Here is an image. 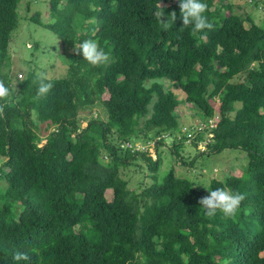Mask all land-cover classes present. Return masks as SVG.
Instances as JSON below:
<instances>
[{
	"label": "trees",
	"instance_id": "1",
	"mask_svg": "<svg viewBox=\"0 0 264 264\" xmlns=\"http://www.w3.org/2000/svg\"><path fill=\"white\" fill-rule=\"evenodd\" d=\"M224 1L202 0L214 28L193 32L180 0H45L55 20L31 21L58 38L66 70L37 100L34 69L14 84L2 71L20 0H0V79L14 93L0 117V264H17V251L29 256L19 264H264V25ZM159 3L162 19L177 16L167 30ZM84 39L98 40L108 62L83 60L74 49ZM183 101L206 127L174 137L170 154L192 164L241 150V169L201 186L174 167L159 179ZM97 103L105 119L93 115ZM138 133L153 152L128 146ZM184 145L197 152L189 161ZM144 165L151 182L129 187L120 169ZM219 187L245 196L234 218H209L198 204Z\"/></svg>",
	"mask_w": 264,
	"mask_h": 264
},
{
	"label": "rangeland",
	"instance_id": "2",
	"mask_svg": "<svg viewBox=\"0 0 264 264\" xmlns=\"http://www.w3.org/2000/svg\"><path fill=\"white\" fill-rule=\"evenodd\" d=\"M225 2L232 4L234 12L241 13L244 16H250L255 23L264 25V2L261 0H225ZM47 8L45 0H20L18 4V22L10 35L6 61L1 66L2 71L9 77L8 79L13 84L19 81V73H23L25 76V73L33 69L36 73L43 72L49 78L59 77L65 73L66 65L57 56V50L61 52L59 46L60 41L48 29L31 21V17L38 13V19L42 20V22H53L55 19L52 18ZM248 25L249 23L246 22L245 26ZM69 51L70 49L65 50L66 53ZM220 69L222 70V68ZM163 85L165 88L171 87L167 81H164ZM106 97L107 94L104 93L102 98ZM237 105L239 104L237 103ZM148 108L150 111V106ZM180 109L183 112L179 115L178 120L181 131L174 133L175 136L169 135L164 140L162 164L158 171L159 179L171 167H174L176 175L186 176L192 179L196 186H201L208 184L212 178L224 180L228 174L236 171V169H241L247 163V158L243 151L226 149L220 153L211 154L210 156L198 155L193 160V165L188 164L189 162L182 164L180 158L170 154L173 138L182 137L181 135L185 129L188 131V129L194 128L191 129L192 133V130H199L206 127V125L199 118L200 112L193 103L186 101L180 102ZM92 111L94 116L105 119L106 114L104 108L99 103L93 106ZM30 118L36 122V115H33V112ZM212 123L210 122L209 126ZM45 125L46 123H40L38 129H34L41 137L47 134L44 130ZM81 126H86V121H83ZM133 136L135 139L132 147L133 150L145 151L148 148L149 152L154 151L153 140L144 143L142 142V134L138 133ZM184 146V149L189 151V153H185L183 157L186 161H189L197 155V152L188 145ZM198 148L200 151L204 150L205 143H202ZM120 175L122 179L127 181L129 187L136 188L137 190L140 189V183L144 187L151 182L146 165L142 168L133 166L129 167L128 170L120 169ZM5 185L6 183L4 181H0V191L4 190ZM105 195L110 199L112 197V190H106Z\"/></svg>",
	"mask_w": 264,
	"mask_h": 264
},
{
	"label": "clouds",
	"instance_id": "3",
	"mask_svg": "<svg viewBox=\"0 0 264 264\" xmlns=\"http://www.w3.org/2000/svg\"><path fill=\"white\" fill-rule=\"evenodd\" d=\"M207 8L208 5L202 2V0H180L179 9L183 26L192 25L193 32H201L205 29L211 31L214 28V24L210 22L205 15ZM155 15L160 25L165 30L169 29L177 19L174 11L167 15L166 20L162 19L164 16V9L161 7L160 3L159 10ZM74 51L82 54L83 60L87 61L92 66L105 64L110 58L109 53L106 52L104 48L101 47L99 41L95 39L82 40ZM18 79L23 80L24 74L19 73ZM33 83L35 84V96L37 100L46 97L54 87L53 81L43 72L37 74ZM13 95L12 88H10L3 79H0V102L8 101V104L0 103V117L4 116L5 108L10 106V98L13 97ZM35 114L36 110L33 109V115ZM133 144L130 143L131 148L133 147ZM146 150H148V148H146ZM244 199L245 196L243 193L219 187L213 190H208V195L201 197L198 200V204L203 208L205 216L209 218L214 217L217 212L221 213L225 218H234ZM12 259L19 264L21 261H27L29 256L27 253L17 251L13 254ZM224 264H230V261L225 260Z\"/></svg>",
	"mask_w": 264,
	"mask_h": 264
},
{
	"label": "built area",
	"instance_id": "4",
	"mask_svg": "<svg viewBox=\"0 0 264 264\" xmlns=\"http://www.w3.org/2000/svg\"><path fill=\"white\" fill-rule=\"evenodd\" d=\"M188 135H190V134H188ZM128 146H131L130 144H128Z\"/></svg>",
	"mask_w": 264,
	"mask_h": 264
}]
</instances>
